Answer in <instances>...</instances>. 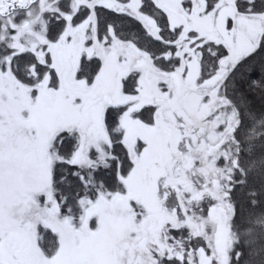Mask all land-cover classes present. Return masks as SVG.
Instances as JSON below:
<instances>
[{
	"label": "snow or ice",
	"instance_id": "snow-or-ice-1",
	"mask_svg": "<svg viewBox=\"0 0 264 264\" xmlns=\"http://www.w3.org/2000/svg\"><path fill=\"white\" fill-rule=\"evenodd\" d=\"M0 264H264V0H0Z\"/></svg>",
	"mask_w": 264,
	"mask_h": 264
}]
</instances>
